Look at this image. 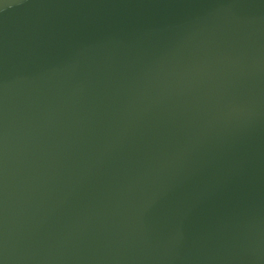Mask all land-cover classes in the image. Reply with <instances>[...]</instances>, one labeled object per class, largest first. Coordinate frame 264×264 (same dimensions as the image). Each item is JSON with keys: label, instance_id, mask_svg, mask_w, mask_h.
Returning <instances> with one entry per match:
<instances>
[{"label": "water", "instance_id": "1", "mask_svg": "<svg viewBox=\"0 0 264 264\" xmlns=\"http://www.w3.org/2000/svg\"><path fill=\"white\" fill-rule=\"evenodd\" d=\"M0 264H264V0H0Z\"/></svg>", "mask_w": 264, "mask_h": 264}]
</instances>
